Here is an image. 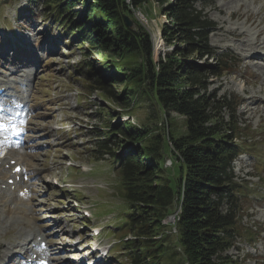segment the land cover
I'll return each mask as SVG.
<instances>
[{
  "label": "trees",
  "instance_id": "trees-1",
  "mask_svg": "<svg viewBox=\"0 0 264 264\" xmlns=\"http://www.w3.org/2000/svg\"><path fill=\"white\" fill-rule=\"evenodd\" d=\"M201 1L45 3L46 11L55 14L67 35L79 32L96 53L123 61L120 73L104 70L106 77L94 71L92 61L84 62V73L93 77L92 89L115 98L123 107L129 106L130 99H136L133 93L138 92L140 99L157 104L161 115L176 113L185 118L186 132L177 137L170 135L169 129L164 137L142 126L109 121L108 133L103 132L105 137L97 143L95 152L110 154L118 164L120 189L127 204L124 236L134 237L133 241L122 240L131 264H161L167 246L156 237L162 234L164 220L176 210L175 205L181 208L175 235L181 252L176 257L187 264H238L229 251L255 234L253 227L243 222L250 189L247 182L235 179L233 169L238 154L252 150L246 132L250 128L237 119L234 95L210 90L211 78L227 72L232 61L211 45L215 23L204 12L208 3L198 8ZM152 3L169 18L162 29L164 41L177 45L156 59L153 39L134 13ZM3 4L0 0V6ZM127 18L133 26H128ZM208 58L216 63L200 62ZM133 60L135 65L130 64ZM125 83L135 89L128 91ZM116 84H123L122 92H115ZM168 160L170 165L165 167Z\"/></svg>",
  "mask_w": 264,
  "mask_h": 264
},
{
  "label": "rangeland",
  "instance_id": "rangeland-1",
  "mask_svg": "<svg viewBox=\"0 0 264 264\" xmlns=\"http://www.w3.org/2000/svg\"><path fill=\"white\" fill-rule=\"evenodd\" d=\"M205 3L208 5L204 12L216 23L215 31L210 36L211 45L214 49H219V54L221 50L234 62L229 72L211 78V88H218L219 95H234L236 100L232 103L246 99V103H241L237 110V118L240 123L243 121L250 126L248 143L252 148H256L254 145L259 146V149L253 150L244 161L239 159L234 164L235 179H243L249 183L252 192L244 207L243 222L248 226L254 225L264 229V0H202L197 5L198 8L204 7ZM80 5L81 3L77 8ZM27 6H30V0H11L0 8V30L7 27L18 30L21 25L25 26L21 29L22 34L17 32L7 47L0 42L1 48H4L3 53L14 51L27 41L32 47V59L29 60L32 65L26 69L34 78L29 87L32 94L31 125L27 137L28 144L24 150L29 164L38 163L36 171L39 175L32 173L30 178L36 179V182L30 187L39 200L36 203L37 220V209L34 208L32 218L35 221H26L35 229L41 228L43 231L59 229L66 241H69L71 236L75 240L78 235H81V239L89 238L90 233L86 231L85 223L89 227L100 226L103 230L100 239L112 247L107 264H130L129 257L124 254L126 246L119 243L124 234L119 227L126 202L120 189L117 167L114 168L115 162L110 160V154L95 152L98 150V134H107L108 131L105 130L108 121L116 123L115 118L118 119L117 115H121L120 120L136 127L142 126L155 135L163 133L164 137H167L169 129L170 135L177 137L186 132L185 118L176 113L167 117L161 115L157 104L140 99L138 92L133 93L136 99L131 98L130 105L123 107L115 98H109L101 90L92 89L93 77L84 73V62L92 61L94 71L97 70L100 75L106 77L108 74L103 73L104 69L106 72L110 71L105 68L106 65L117 74L123 67V61L115 59L116 65H113L110 62L112 60H105L106 54L95 55L93 47L84 41L87 40L86 36H82L79 41L76 40V35L63 37L66 31L59 30L53 20L42 21L46 11L43 3L38 9L31 7V17L23 22L17 18L16 11L22 12ZM134 13L153 39L155 59L161 53L175 48L176 42L169 46L164 41L162 29L169 18L164 15L158 4L144 5ZM235 33H241L243 37L236 39L233 36ZM3 37L6 38L7 34L3 33ZM57 37L59 43L54 41ZM239 58L241 63L238 62ZM200 62L214 64L216 60L208 58L207 61ZM136 63L135 60L130 62L131 65ZM110 84H113V80ZM122 85L116 84V87H113L115 92H122ZM124 86L128 87V91L134 88L128 83ZM41 125L44 128H39ZM40 132L43 133L38 134ZM102 137L105 135L102 134ZM168 152L169 150H166L167 154ZM164 163L165 167H169L170 162ZM46 180L52 183L48 185ZM56 182L60 186L73 183L69 187L71 189L69 194L67 193L68 197L61 194L65 191L56 186ZM32 200H35V197ZM4 201L9 202V199ZM75 201L81 202V210L87 208L92 211V220L84 219L83 214L74 208L77 206ZM11 211L6 205L5 214ZM175 212L176 210L173 211ZM170 221L171 218H168L164 223L173 224ZM18 224H22L21 218L11 217L10 227ZM19 233L25 236L23 232ZM160 233H163V236H157V240L161 239L160 241L167 245L161 264H187L176 257L179 250L174 229L165 227ZM7 236L9 241H13L19 235L2 234V237ZM129 239L133 241L134 237L129 236L127 240ZM53 240L55 245L63 244L59 241L58 233ZM250 240L243 239V243H239L229 253L238 264H264V234L262 240L249 243ZM65 246L69 249L67 244H64ZM2 250L6 252L3 254L5 258L12 251L16 252L15 249L6 251L2 248L0 253ZM63 258L65 259V256Z\"/></svg>",
  "mask_w": 264,
  "mask_h": 264
},
{
  "label": "bare ground",
  "instance_id": "bare-ground-1",
  "mask_svg": "<svg viewBox=\"0 0 264 264\" xmlns=\"http://www.w3.org/2000/svg\"><path fill=\"white\" fill-rule=\"evenodd\" d=\"M239 16H242V14H239ZM249 16H248V18H247V21H249ZM252 25H254V22L252 21ZM234 38H236V39H239V38H242L243 37V34H241V33H239V34H237V33H235L234 35ZM253 58H257L256 56H253ZM8 202V201H7ZM7 202H6V204H7ZM7 211V210H6ZM18 238H16L15 240H13V241H9L10 242V246L8 247V248H6V251H12L13 249H16L17 247H19L20 246V242H19V240H20V238L22 237L21 235H20V233H18ZM21 236V237H20ZM58 238V237H57ZM12 239V238H11ZM53 240V239H52ZM53 242V245L55 246V243H54V240L52 241ZM57 244V243H56ZM60 244V243H59ZM68 250V249H67ZM78 251V250H77ZM79 252V251H78ZM93 250L92 249H90L88 252H87V257H88V259H91V254H93ZM4 253H6L4 250H2V252L0 253V264H11L12 263V261L9 259L10 258V256H8V259L7 258H5V257H3V254ZM12 253H15L14 251H12L11 252V254ZM76 254V253H75ZM78 255H80L79 253H77ZM66 259V258H65Z\"/></svg>",
  "mask_w": 264,
  "mask_h": 264
},
{
  "label": "snow or ice",
  "instance_id": "snow-or-ice-1",
  "mask_svg": "<svg viewBox=\"0 0 264 264\" xmlns=\"http://www.w3.org/2000/svg\"><path fill=\"white\" fill-rule=\"evenodd\" d=\"M0 111H3L2 109H0ZM4 119L3 116H0V121H2ZM8 131V128L3 124V123H0V132H6Z\"/></svg>",
  "mask_w": 264,
  "mask_h": 264
},
{
  "label": "water",
  "instance_id": "water-1",
  "mask_svg": "<svg viewBox=\"0 0 264 264\" xmlns=\"http://www.w3.org/2000/svg\"><path fill=\"white\" fill-rule=\"evenodd\" d=\"M126 21H127L128 26L130 27L133 26V22L130 19L127 18Z\"/></svg>",
  "mask_w": 264,
  "mask_h": 264
}]
</instances>
